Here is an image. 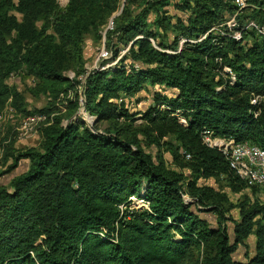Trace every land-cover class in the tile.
Instances as JSON below:
<instances>
[{
	"label": "trees",
	"instance_id": "obj_1",
	"mask_svg": "<svg viewBox=\"0 0 264 264\" xmlns=\"http://www.w3.org/2000/svg\"><path fill=\"white\" fill-rule=\"evenodd\" d=\"M231 17L234 27L224 24ZM108 18L111 58L127 50L85 76L81 105L94 117L86 125L70 118L78 81L63 73L81 66L84 35L98 40ZM248 21L264 30V0L241 8L233 0H0V105L10 98L16 112L48 120L35 147L3 157L11 161L0 175L20 160L25 167L0 184V264H264V193L232 204L197 183L247 188L202 141L204 130L264 150V35ZM16 71L35 79L44 106L25 108L6 83ZM138 90L149 94L143 110L116 101ZM149 146H164L187 174ZM131 196L145 206H133ZM232 207L237 218L225 215ZM249 235L253 254L233 259Z\"/></svg>",
	"mask_w": 264,
	"mask_h": 264
},
{
	"label": "rangeland",
	"instance_id": "obj_2",
	"mask_svg": "<svg viewBox=\"0 0 264 264\" xmlns=\"http://www.w3.org/2000/svg\"><path fill=\"white\" fill-rule=\"evenodd\" d=\"M14 2L16 0H13ZM59 5L63 4L65 0H56ZM236 4L237 0H233ZM119 11V10H117ZM12 14H14L17 18V20H20L21 15L18 12L11 11ZM118 12H115L112 14L114 16ZM111 16V17H112ZM109 19V18H108ZM106 23V22H105ZM105 24L101 26L100 30V38L98 40H94V38L90 34H85L83 37V44H82V56H81V66L77 69V66H74V68H69L64 71L63 75L66 79L75 81L77 80L78 83L75 87V90L77 91V94L80 96L78 98V104L73 112V114L70 116L74 117L75 120L78 118V120L86 125H90L94 119L92 115H89L87 112L85 113V118H80L79 109L82 107V95L80 94L81 91V85L83 84L85 76L91 72L92 70H97V68L105 63L109 62L111 58L106 60H102V58L98 57L99 49L100 47H104L106 50L110 51L105 44H104V29ZM122 50V49H121ZM120 51V50H119ZM115 59V58H114ZM6 83L14 87L18 93L21 94L23 98V105L27 110H31L32 108H40L45 105L46 99L45 97L41 95L34 94L32 92V89H35L34 83L35 79L32 77H26L23 75L22 71H16L11 73L6 78ZM154 89H157V86L154 87ZM68 92V93H67ZM66 93L62 96H60V101H57L55 103V106L57 108L61 107L63 109V106L61 105V102H63L65 97L67 96L68 99L71 98L72 92L68 90ZM66 95V96H65ZM126 103L123 104L124 107L129 112H135L138 110H143L145 106L150 102L149 94L145 92L144 90H138L134 96L126 97ZM10 98H8L3 104L0 105V171H2L6 165L10 163V158L6 156L5 162H3V157L5 153L7 154L10 148L16 150V151H22L25 148L28 147H35L40 139L39 136V129L42 126L47 125L48 120L45 118V116H39L35 114H29V115H22L19 112H16L15 109L10 106L9 104ZM60 109V108H59ZM86 115L90 116V119L87 120ZM139 120H136L134 124L139 123ZM105 125V121L99 122L98 127L102 128ZM169 137L163 136L161 140H169ZM147 150L151 153L152 156L155 155L156 152L159 151L161 153L162 158L165 160V163L176 170H182L185 174H187V170L185 168H179L178 165L172 160L170 153L166 150L164 146H149ZM25 167V161L20 160L18 165L12 169L10 172L6 174L0 175V184L6 183L8 178H10L13 175H16L20 173ZM198 184H204V185H210L215 190H219L223 192V194L226 196L229 202L232 204H236L238 201H242L243 198L247 199H254V198H261L263 193L261 191H254V193H251L249 189L243 188L240 191L232 192L228 186L224 184L222 180H215L213 178H206V179H199L197 181ZM135 200H131V204L133 206H140L141 202L138 201L136 196H133ZM192 209H194V206H191ZM198 215L205 219L210 225H214L215 218L212 213L207 211H199L197 212ZM232 216L233 218H237V209L235 207L230 208V210L225 214ZM226 224L230 225L228 221H226ZM253 241L254 238L252 235H249L246 240V247H240L237 246V248L232 253V258L235 260H243L247 255L250 256L253 254Z\"/></svg>",
	"mask_w": 264,
	"mask_h": 264
},
{
	"label": "built area",
	"instance_id": "obj_3",
	"mask_svg": "<svg viewBox=\"0 0 264 264\" xmlns=\"http://www.w3.org/2000/svg\"><path fill=\"white\" fill-rule=\"evenodd\" d=\"M236 5L238 8H241L245 5V0H237ZM228 27H234L235 21L234 18H229L225 23ZM249 28H254L256 33L259 35H264V30L258 28L255 23L252 21H248L245 25ZM112 28V21L109 18L104 26L103 32ZM231 36L234 39H238L240 36L239 31L235 30L231 32ZM204 34L201 35L200 38H203ZM127 47L123 48L118 52V55L115 59H111L109 62H105L101 64L97 70L105 69L109 66H114L117 63L120 55L125 53ZM98 57L102 58V60H106L110 58V51L106 50L104 47H100ZM227 70V68H223ZM80 97V96H79ZM78 97V98H79ZM126 97H119L116 101L122 102L125 104L127 101ZM251 103H254L255 100L251 99ZM85 113L83 107H80L79 114L80 118H85ZM87 120L90 119V116L86 115ZM74 118V117H72ZM179 120L184 123L185 121L182 118ZM202 141L209 147H214L219 150L227 161L228 167L234 172V174L244 182L247 188L254 187L261 193H264V150L255 146L253 144H249L247 142H235L232 138H224L214 136L211 131L204 130L201 134ZM185 158H188V154H185ZM183 201H189V198L186 195H182ZM130 200L134 201V197L131 196ZM141 202V205L145 206L142 199H138ZM121 208V206H120Z\"/></svg>",
	"mask_w": 264,
	"mask_h": 264
}]
</instances>
